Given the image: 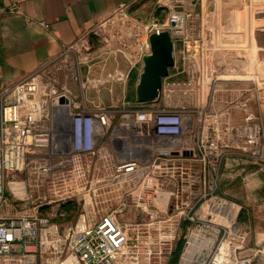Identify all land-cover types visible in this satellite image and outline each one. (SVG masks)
Wrapping results in <instances>:
<instances>
[{
  "label": "rangeland",
  "instance_id": "rangeland-1",
  "mask_svg": "<svg viewBox=\"0 0 264 264\" xmlns=\"http://www.w3.org/2000/svg\"><path fill=\"white\" fill-rule=\"evenodd\" d=\"M218 1L182 0L183 4L177 6L168 2V7L161 0H153L146 7L143 18L146 21L141 25L143 28L151 20L164 21L171 12L191 16L183 34L172 37L174 66L168 70L167 85L156 101L144 105L135 101L137 72L142 64L138 59L144 38H140V45L134 44L139 39L135 36L139 33L143 36V31L133 32L130 26H122L126 29H120L119 35L110 34L113 30L107 28L103 32H100L101 27L97 28L99 40L89 35L77 54L59 59L49 77L42 78L49 88H66L67 97L87 110H149L158 106L204 112L202 120L206 124L194 130L193 144L198 147L203 135L212 186L209 193L184 194V206L176 205L175 197L182 194L173 193L172 199L166 201L162 196L164 193L150 192L145 196L115 193L110 195L111 207L105 205L107 208H99L101 214L105 211L116 212L120 221L140 225L139 239L130 243L135 247L136 261L133 264H170L172 253L179 247L175 264L184 261L186 264H264V79L253 72L255 69L264 73V9L253 8V1L256 0H220V20L224 26L229 17L227 10L234 9L236 20L241 21L244 11L251 5L249 8L255 24L253 38L258 48V57L254 60L257 67H252L249 62L244 65L240 61L247 59L248 52L237 45L235 38L221 39L220 45L210 40L209 36L208 41L205 40L206 26L215 25L212 18L218 12ZM116 21V15L111 17V23ZM101 39L107 40V44L101 43ZM112 59L124 64L118 67L111 91L98 89V92L91 93L93 84L88 78L91 65ZM232 72L242 77H223ZM109 75L111 78L108 79L111 80L114 75L112 72ZM36 84L44 89L43 81ZM102 85L105 86V83L98 88ZM15 99L21 102L24 95L19 94ZM247 103H251L253 108V113L248 116L243 110ZM195 116L198 119L199 115ZM248 117L259 124L261 131L252 148L243 142L240 134ZM199 155L201 153L198 151ZM194 167L197 168V165ZM20 179L25 182L28 178L23 175ZM18 188H24L25 191H22L28 194L26 182L18 185ZM86 195L75 194L71 201L61 204L60 200L49 208L41 207V193H34L31 199L19 200L7 191L5 198L8 207L1 211L10 216L34 212L51 215L50 224L55 229L47 231L48 234L43 237L35 264H79L65 244L64 231L74 228L82 210L91 214L96 211L91 206L95 204L94 201ZM51 196L55 200L58 197L54 194ZM149 196L153 198V205L149 204ZM60 213L64 216L60 217ZM191 239L190 255L186 259L185 251L190 247Z\"/></svg>",
  "mask_w": 264,
  "mask_h": 264
},
{
  "label": "built area",
  "instance_id": "built-area-1",
  "mask_svg": "<svg viewBox=\"0 0 264 264\" xmlns=\"http://www.w3.org/2000/svg\"><path fill=\"white\" fill-rule=\"evenodd\" d=\"M161 1L164 6L183 4L182 0ZM116 17L121 26L143 31V36H135L137 43L144 38L138 59L142 63L149 54V35L168 32L173 41V35L183 34L191 16L171 12L164 21L151 20L144 28L145 21L128 18L123 6ZM103 25L110 29L111 21ZM58 90L24 95L21 102L0 94V264H35L43 237L55 229L51 215L2 213L8 207L7 191L19 200L41 193V207L49 208L60 200L64 204L75 194H87L96 211L82 210L74 228L64 231L68 250L79 264H133L136 254L130 243L139 239L140 225L120 221L116 212L101 214L99 208L111 207L110 195L115 193H164L169 201L173 193L182 194L175 197L177 206L186 204L184 194L209 193L212 186L203 135L198 147L193 144L194 130L206 124L204 112L158 106L87 110L67 97L66 88ZM244 124L240 134L252 148L261 132L259 124L251 117ZM23 175L28 178V194L18 188L25 184L20 179ZM52 194L58 196L56 200Z\"/></svg>",
  "mask_w": 264,
  "mask_h": 264
},
{
  "label": "crops",
  "instance_id": "crops-1",
  "mask_svg": "<svg viewBox=\"0 0 264 264\" xmlns=\"http://www.w3.org/2000/svg\"><path fill=\"white\" fill-rule=\"evenodd\" d=\"M152 1L0 0V94H4L10 100H16L15 98L19 97V94L34 96L57 90V88L46 86L44 84L45 80H42V78L49 77V73L59 59L77 54L83 41L89 35H94L99 40L97 28L101 27L100 32H103V22L111 21V17L116 15L121 6L124 7V12L128 18L138 19L140 23L146 21V18L143 19L146 16V7ZM221 7L219 0L218 12L215 15L216 17L212 18L215 25L214 27L206 26L207 36L205 40L208 41L209 36L210 40H214L216 44L220 45L219 41L221 39L230 40L235 38L237 45L248 52L247 59L240 61L244 62V65L245 62H249L250 66L257 67V62L254 60L258 57V48L253 38L255 24L251 8L248 7L245 11L243 10L244 18L241 21L236 20L237 15L234 9L227 10L229 17L227 18V25L224 26L220 20ZM253 8L264 9V0L253 1ZM121 25V23L113 22L109 27L110 29L106 30H113L109 33L119 35L120 29H126ZM138 28H140V25ZM106 38L108 39L107 36ZM100 42L103 44L106 42L107 44L105 39H101ZM136 43L134 42V44ZM137 45H140V41ZM206 60L209 63L208 57ZM120 64L123 65V61L116 59L106 60L101 64H92L88 73L89 81L93 84L90 92H98V89H109L111 91L112 80L117 78ZM139 68L138 76L141 66ZM110 72L114 75L111 80L108 79ZM253 72L264 79L263 72H257L255 69ZM204 76L203 81L206 84ZM223 77L239 78L242 76L235 75L232 72L231 75L227 74ZM38 81H43V88L46 89L44 92V89H40L36 84ZM104 83L105 86L102 85L103 87L98 88ZM81 99L84 101L82 97ZM243 110H245L246 116L251 115V112L253 113L251 103H247ZM213 203L215 202L213 201Z\"/></svg>",
  "mask_w": 264,
  "mask_h": 264
},
{
  "label": "water",
  "instance_id": "water-1",
  "mask_svg": "<svg viewBox=\"0 0 264 264\" xmlns=\"http://www.w3.org/2000/svg\"><path fill=\"white\" fill-rule=\"evenodd\" d=\"M148 43L149 54L142 58L141 71L135 86V101L139 104L159 98L162 80L174 66V44L168 32L149 35Z\"/></svg>",
  "mask_w": 264,
  "mask_h": 264
},
{
  "label": "bare ground",
  "instance_id": "bare-ground-1",
  "mask_svg": "<svg viewBox=\"0 0 264 264\" xmlns=\"http://www.w3.org/2000/svg\"><path fill=\"white\" fill-rule=\"evenodd\" d=\"M205 86H207V83L205 84ZM204 85H203V87H205ZM162 196H165V197H163V199L165 198V200L167 201V198H168V194H163ZM170 199V198H169ZM148 200H149V204H154V201L152 200V197L151 196H149V198H148ZM166 201H164V203L166 202ZM192 241H193V239H191V242H190V247L189 248H187L186 249V251H185V255H186V259L189 257V250H190V248H191V244H192ZM183 261H184V259H183ZM181 264H186V261H184V262H182Z\"/></svg>",
  "mask_w": 264,
  "mask_h": 264
},
{
  "label": "trees",
  "instance_id": "trees-1",
  "mask_svg": "<svg viewBox=\"0 0 264 264\" xmlns=\"http://www.w3.org/2000/svg\"><path fill=\"white\" fill-rule=\"evenodd\" d=\"M179 248H177L173 253H172V256H171V260H170V264H175L176 263V258L179 254Z\"/></svg>",
  "mask_w": 264,
  "mask_h": 264
}]
</instances>
